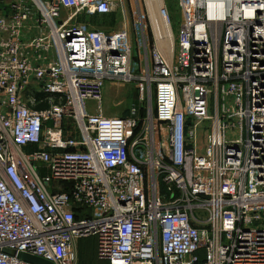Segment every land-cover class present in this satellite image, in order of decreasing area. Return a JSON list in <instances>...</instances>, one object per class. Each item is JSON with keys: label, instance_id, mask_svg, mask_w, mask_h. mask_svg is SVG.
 <instances>
[{"label": "built area", "instance_id": "built-area-1", "mask_svg": "<svg viewBox=\"0 0 264 264\" xmlns=\"http://www.w3.org/2000/svg\"><path fill=\"white\" fill-rule=\"evenodd\" d=\"M152 1V110L105 116L85 101L142 58L126 0H0V264L88 236L107 264H264V0H175V37Z\"/></svg>", "mask_w": 264, "mask_h": 264}, {"label": "rangeland", "instance_id": "rangeland-1", "mask_svg": "<svg viewBox=\"0 0 264 264\" xmlns=\"http://www.w3.org/2000/svg\"><path fill=\"white\" fill-rule=\"evenodd\" d=\"M167 11L170 17V28L172 36L175 37L178 29L180 28V15L175 4V0H164ZM127 5V19H129L133 25H131V35L133 44L136 45L142 54V49L139 46L140 40L138 38L139 27L137 25L136 18L131 15V10H136L139 6L142 7V0H126ZM116 13H110L106 15H93L87 16L83 13L77 15V20L91 21L98 24L100 27L113 28L116 26ZM133 20V21H132ZM118 24V22H117ZM143 33L145 36V52L146 56L142 58L139 63V68L135 72V77L129 82L121 81H104L102 84V96L101 100L95 104L91 100H86L85 104L87 110L94 111L99 109L105 116L120 115L126 116L129 112V107L134 106L138 108L139 115L150 112L153 106V85L145 84L144 76L146 74V67H150V30L146 23L143 25ZM166 58H168L165 55ZM147 87V88H146ZM206 125H204V128ZM256 223H252L255 225ZM93 237L83 239V243L78 241L75 246L76 250V264H105L102 260L96 258L94 253L93 244L91 248L85 247L87 242L92 243ZM84 244V246H83Z\"/></svg>", "mask_w": 264, "mask_h": 264}, {"label": "bare ground", "instance_id": "bare-ground-1", "mask_svg": "<svg viewBox=\"0 0 264 264\" xmlns=\"http://www.w3.org/2000/svg\"><path fill=\"white\" fill-rule=\"evenodd\" d=\"M147 1V7H149V14H150V17H153L155 11V2L152 1V0H146ZM158 33L159 34H163L165 33L166 36H169V31L164 29V27H160L158 28ZM170 38H165L163 39L161 42H158L159 44V47H161L162 49V54L167 57H170V54H171V49H170V41H169Z\"/></svg>", "mask_w": 264, "mask_h": 264}, {"label": "water", "instance_id": "water-1", "mask_svg": "<svg viewBox=\"0 0 264 264\" xmlns=\"http://www.w3.org/2000/svg\"><path fill=\"white\" fill-rule=\"evenodd\" d=\"M10 253H14V252L10 251ZM16 256L21 258V259H24V260L30 261L32 263H35V264H52L51 262H49V261H47L45 259H42V258L37 257V256L30 255V254H27V253H24V252H17Z\"/></svg>", "mask_w": 264, "mask_h": 264}, {"label": "trees", "instance_id": "trees-1", "mask_svg": "<svg viewBox=\"0 0 264 264\" xmlns=\"http://www.w3.org/2000/svg\"><path fill=\"white\" fill-rule=\"evenodd\" d=\"M93 16V15H92ZM42 107V105H36V106H34V108H36V109H39V108H41ZM75 217H77L76 215H75ZM85 238H88V237H83V238H80V239H78V241L80 242H82L83 243V239H85ZM77 241V242H78ZM92 244H93V247H94V253H95V240H94V237H93V241H92V243H89V242H87L86 244H85V247H87V249L88 248H91V246H92ZM83 246H84V244H83Z\"/></svg>", "mask_w": 264, "mask_h": 264}, {"label": "crops", "instance_id": "crops-1", "mask_svg": "<svg viewBox=\"0 0 264 264\" xmlns=\"http://www.w3.org/2000/svg\"><path fill=\"white\" fill-rule=\"evenodd\" d=\"M90 24H92V25H96V26H99L98 24H96V23H94V22H91V21H88ZM78 241V240H77ZM103 262H105V264H107V262L106 261H104V260H102Z\"/></svg>", "mask_w": 264, "mask_h": 264}]
</instances>
